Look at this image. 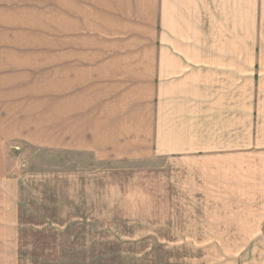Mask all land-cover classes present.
I'll return each mask as SVG.
<instances>
[{
  "label": "crops",
  "instance_id": "obj_1",
  "mask_svg": "<svg viewBox=\"0 0 264 264\" xmlns=\"http://www.w3.org/2000/svg\"><path fill=\"white\" fill-rule=\"evenodd\" d=\"M22 27L51 34L52 53L45 64L37 40L0 43L8 239L20 226L17 145L164 160L217 226L264 236V0H0V32Z\"/></svg>",
  "mask_w": 264,
  "mask_h": 264
},
{
  "label": "rangeland",
  "instance_id": "obj_2",
  "mask_svg": "<svg viewBox=\"0 0 264 264\" xmlns=\"http://www.w3.org/2000/svg\"><path fill=\"white\" fill-rule=\"evenodd\" d=\"M24 30L0 32V43L37 40L47 64L51 34ZM14 150L20 226L16 242L0 228V264H264L262 228L217 226L203 196L182 192L164 160L102 163L51 146Z\"/></svg>",
  "mask_w": 264,
  "mask_h": 264
},
{
  "label": "built area",
  "instance_id": "obj_3",
  "mask_svg": "<svg viewBox=\"0 0 264 264\" xmlns=\"http://www.w3.org/2000/svg\"><path fill=\"white\" fill-rule=\"evenodd\" d=\"M14 149H16L18 151V150L21 149V147L17 145V146L14 147Z\"/></svg>",
  "mask_w": 264,
  "mask_h": 264
}]
</instances>
